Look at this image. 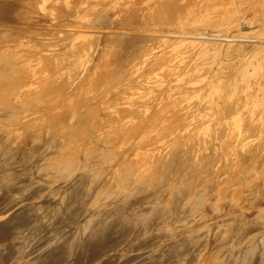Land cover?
I'll list each match as a JSON object with an SVG mask.
<instances>
[{
  "label": "rangeland",
  "instance_id": "obj_1",
  "mask_svg": "<svg viewBox=\"0 0 264 264\" xmlns=\"http://www.w3.org/2000/svg\"><path fill=\"white\" fill-rule=\"evenodd\" d=\"M0 264H264V0H0Z\"/></svg>",
  "mask_w": 264,
  "mask_h": 264
}]
</instances>
